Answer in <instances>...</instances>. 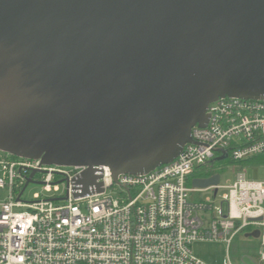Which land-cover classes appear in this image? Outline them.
Instances as JSON below:
<instances>
[{
	"label": "water",
	"instance_id": "obj_1",
	"mask_svg": "<svg viewBox=\"0 0 264 264\" xmlns=\"http://www.w3.org/2000/svg\"><path fill=\"white\" fill-rule=\"evenodd\" d=\"M224 98L264 101V0H0V152L85 167L80 195L173 162Z\"/></svg>",
	"mask_w": 264,
	"mask_h": 264
},
{
	"label": "built area",
	"instance_id": "obj_2",
	"mask_svg": "<svg viewBox=\"0 0 264 264\" xmlns=\"http://www.w3.org/2000/svg\"><path fill=\"white\" fill-rule=\"evenodd\" d=\"M207 114V125L192 129V143L173 162L115 180L99 167L85 195L77 184L85 167L0 152V190L7 191L0 202V264H205L193 243L228 248L234 236L255 230L264 248V181L246 176L248 161L264 157V101L218 99ZM222 156L238 168L234 181L209 189L189 185L195 172ZM29 184L46 195L23 200ZM208 191L205 200L190 199ZM258 259L264 264V250Z\"/></svg>",
	"mask_w": 264,
	"mask_h": 264
},
{
	"label": "rangeland",
	"instance_id": "obj_3",
	"mask_svg": "<svg viewBox=\"0 0 264 264\" xmlns=\"http://www.w3.org/2000/svg\"><path fill=\"white\" fill-rule=\"evenodd\" d=\"M217 163L216 168L220 170V183L232 182L235 179V174L238 171L237 167L230 160L220 161ZM214 164V163H213ZM246 176L250 180L264 181V160L262 163H252L248 166ZM38 193L42 196V187L36 184H29L23 195V200H31L33 194ZM222 191L220 192V194ZM7 196L6 190H0V202L4 201ZM212 196L211 191L203 193H195L191 195V200L200 201ZM216 206L220 205L219 198L215 203ZM247 231L241 232L234 236L228 246L223 242H195L192 244L191 249L193 254L201 259L205 264H261L258 262L259 252L264 250L261 246L260 238H253L246 236Z\"/></svg>",
	"mask_w": 264,
	"mask_h": 264
},
{
	"label": "trees",
	"instance_id": "obj_4",
	"mask_svg": "<svg viewBox=\"0 0 264 264\" xmlns=\"http://www.w3.org/2000/svg\"><path fill=\"white\" fill-rule=\"evenodd\" d=\"M263 159L264 157H258V158H254L248 162L250 163H262L263 162ZM221 161V160H220ZM220 161H215L214 164L207 168V169H202V170H199L197 172H195L193 174V178L192 179H207V178H210L216 174H219L220 175V170L218 171V168H216L215 166H217V163H221ZM232 164H234V162H232ZM191 184V181H189V185Z\"/></svg>",
	"mask_w": 264,
	"mask_h": 264
}]
</instances>
